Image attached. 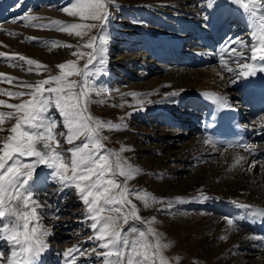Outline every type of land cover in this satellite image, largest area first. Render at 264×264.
<instances>
[{
    "label": "snow or ice",
    "instance_id": "1",
    "mask_svg": "<svg viewBox=\"0 0 264 264\" xmlns=\"http://www.w3.org/2000/svg\"><path fill=\"white\" fill-rule=\"evenodd\" d=\"M114 3L115 0H74L70 7H65L62 11L69 17L78 18L81 21L79 23H65L59 19L40 22V18L36 16L22 18L29 22L28 26L56 29L81 39L89 36L94 29L97 30V35H92L86 43L77 47V51L72 53L77 57L76 60L69 59L59 63L58 74L49 75L35 83L20 81L19 86L27 91L0 88V93L8 97H29L20 103L0 100V105L15 110L0 112V124L4 123L5 117H16L15 124L9 129L11 134L0 146V240L6 241L11 248V253L7 256L0 252V264H36L48 247L47 237L50 232L40 223L45 207L35 200V193L30 187V181L39 165L54 169L53 179L65 188L76 190L87 210L86 222L90 221L89 226L94 233L90 240L98 244L93 252H98L104 264H169L164 250L170 244L162 242L161 234L153 226L156 218L144 219L133 199L142 202L144 209L151 208L155 203L171 209L172 204L164 200L157 201L155 196L146 191L142 193L140 190L130 189L129 181L140 170L122 159L121 153L129 149L107 150L104 141L108 140V136L102 135L104 129L120 130L126 125L106 122L89 112L90 104L104 103L102 99H93V96L100 98L110 95L109 89L94 81L90 82V79L104 70L108 44L104 29L111 15L109 7ZM213 3L214 0H209L208 7H212ZM234 3L252 15V35L256 43L249 48L240 40L234 41V45L238 44L242 49L248 48L250 55L238 52L234 46L226 47L221 49L220 64L228 73L238 71L240 75L248 77L257 70H264V0H234ZM28 39L49 43L40 41L37 37ZM50 43L53 47L59 46L57 41ZM63 46L74 47L72 44ZM80 47L88 51H80ZM225 54L235 57L236 68L228 66L229 60L224 59ZM0 57L25 62L29 66V73H40L47 69L40 61L24 55L0 52ZM85 57L86 63L80 67L78 61ZM241 59L251 62L241 63ZM73 76L80 79H70ZM15 80L16 77L0 73V81L12 84ZM122 95L134 98L135 105L142 107L145 103L141 94L135 91ZM213 99L221 106L226 104L224 97L214 96ZM125 103L127 101L119 106L124 107ZM53 108L62 117L67 135L64 131H57V120L50 115ZM58 136L74 146L65 151ZM81 139L82 143L74 144V141ZM204 143L212 142L206 140ZM243 147L249 152L254 151L251 145ZM25 158H30L29 162H25ZM244 159L243 156L237 157L233 167L241 164ZM254 166L253 162L252 167ZM176 199L180 200L179 197ZM254 215L264 218V210ZM138 224L145 227L141 229ZM227 224L233 226V219L228 218ZM125 225H129L127 231L124 230ZM253 238L264 240L261 236ZM74 253L84 255L79 247L69 248L64 253L69 258L67 264H74Z\"/></svg>",
    "mask_w": 264,
    "mask_h": 264
},
{
    "label": "rangeland",
    "instance_id": "2",
    "mask_svg": "<svg viewBox=\"0 0 264 264\" xmlns=\"http://www.w3.org/2000/svg\"><path fill=\"white\" fill-rule=\"evenodd\" d=\"M16 1L17 0H13L10 4H12L15 7V5H17L19 2H22L23 0H18L17 2ZM24 2H29V9L30 8L32 9V10L31 9L29 10L27 6V10L32 11L29 16H35L36 14V17L40 18V22H47L53 19H59V20L64 21L65 23L81 22L76 17H71V18L67 17L68 15L62 11L63 8L70 7V5L74 2V0H26ZM154 4L158 5V1H154V0H115V3L112 4V7L109 8L110 12L113 10L114 14L112 16L113 17L115 16V17H114V26H110V27L107 26L110 30L112 29L110 31L112 33V37L109 40L110 41V46H109L110 53H108V55L110 56L107 59H105V61L113 64L115 61H118L119 58L123 56L128 58L126 51H124L127 49L124 48V45H120L118 43L119 41L120 42H122L123 40L124 42L129 41L130 43H132V45L134 43L138 44L142 42L140 40L141 34H138L137 37L132 36L133 40H131V38L130 39L123 38L122 40L121 36L124 34L123 31H125L126 29L127 31L129 30L130 32H132L134 30L135 32L137 26H139L140 24H146L147 21L150 22L153 18L152 11H154V7L152 6ZM126 6H129L130 8L129 7L126 8ZM148 8H153V9L152 11H148V10L146 11L145 9H148ZM164 9L165 8L162 7V10ZM47 11H50V13ZM142 11H144L143 15H142ZM145 14H147L146 17H145ZM138 17H140L139 20H138ZM160 18L161 20H163L162 17ZM123 22H129L131 25H126V23H123ZM131 22H135V23L132 24ZM28 24L29 22L27 21L26 30L25 32L21 33V36L19 38H12L10 36H8L7 38L12 39V40L16 39L19 41L22 40V43H25V44L29 43L30 40L28 38L31 35H33L34 32L38 30L39 28L28 26ZM238 24L239 23L235 21L230 24V30L228 32L227 38L233 37V35H235L236 33L235 29H237L240 26ZM126 27L128 28L130 27V29ZM198 28L202 29L200 26H198ZM39 30H42L43 32V36H41L43 39H41L40 41L49 42V43H39L38 44L40 48L44 51L45 55L47 56V59L43 60L39 58L38 61L46 65L47 69L41 70L40 73H37L35 71L31 73L28 72V75L30 77L28 76L29 78L25 81L29 83H35L37 80L45 79L49 75L58 74L59 69L57 65L61 62H66L69 59L76 60L77 57L73 56L72 53L77 51V47L86 43L87 39H89L92 35H97V30L95 29L92 30L91 33H89V36H86L83 39L69 35L68 33L60 32L56 29H39ZM242 31H244V33L240 32V34L238 33L235 36L237 38L241 36L246 37V35L244 34H246L247 31L246 30H242ZM143 34H144V31L142 32V35ZM192 34L190 33L189 37ZM197 37L198 36L190 38L191 42L189 43V45L197 42L199 40V38ZM52 41L59 42V46L53 47L52 44L50 43ZM64 44H72L74 47H71V48L64 47L63 46ZM32 45H34V43ZM118 45H120L119 46L120 48H117ZM182 47L183 48H181L180 50L184 51L186 49V45ZM79 50L83 52L88 51V49H85L83 47H80ZM186 50L188 51V49ZM0 52H5V53H8L9 55L11 54L22 55V53L20 52L17 53L11 50L10 42L4 41L1 38H0ZM186 59H190V57L186 56ZM0 60H1L0 65L3 64L4 67L6 68L8 67L12 71L11 73L9 72V70L0 68V73H4L6 75L13 76V77H16L14 75L15 72H18L19 70L27 72V68L29 67L25 62L9 61L5 57H2ZM193 60L194 58L191 59L192 62ZM169 62L171 63V61ZM78 63L80 67H83L84 64L86 63V57L83 59H80ZM161 63H163V65L167 64L166 61H161L160 64ZM130 64L131 63L128 62V60H126L121 68L113 67L112 71L117 76H119V78L121 77L120 79L125 78L126 75H124L125 74L124 72H127V73L131 72L134 76L129 77L132 75L129 73L130 75L128 74V78L130 79H128L126 84H128V86H130V88L132 89L133 86L138 85V82L140 81V77H139L140 68H137L136 66H132ZM212 64L213 63H208V62L207 63L197 62V63H194L193 65L191 64L192 67L188 68L187 70L194 71L196 72V74H198V72H206L207 68L213 67ZM89 67L92 68L93 66H89ZM215 67L217 68V66ZM153 69H155V67L153 68L151 67L150 70L153 71ZM222 70L224 71V74L226 73L225 69L221 68V69H218L217 74L221 75L220 73H223ZM167 74L168 72L165 71V72H161L157 76L160 77V79H165ZM222 77H224L223 79L224 85L226 83V79H228L227 82L231 81L229 79H234L230 75H227V77L221 75V78ZM70 79L79 80L80 78L73 76V77H70ZM95 79H96V76L92 77L90 79V82L92 81L95 82L96 81ZM18 81L19 80L17 79L13 81L12 84H8L5 81H0V88L9 89L11 91H27V89H23L19 86L20 81L19 82ZM121 83L122 82L112 83V85H120ZM227 92H232V94L235 92L238 95L242 96V98H245L246 96L244 89L238 88L235 90L233 85L232 87H228ZM120 94L122 95L123 93H120ZM108 96H109V99H111V97L112 99H114L112 94L110 95L108 94ZM171 98H172V101L169 102L167 101L169 97L167 95L163 96L161 100V104L154 103L151 105L150 108H148V109H159L157 111V114H153L151 112H148L147 109H144V110H141V111L139 110L133 113L130 112L131 114L127 111L129 115H127L125 118L122 116L120 118L119 116L116 115L117 110L115 108L113 111L111 110V108L101 110L102 112L105 110L109 111L108 115L104 116L103 118L104 121L106 122L112 121L114 123H120L122 125H126V127H123V128L126 129L127 133L123 139L119 138V140H114V139L112 140L110 136L108 135L107 129L102 130V135L109 136L108 140L104 141L105 147L109 151H117V150L120 151L119 149L122 146L123 141H126V143L129 146L131 145L130 152L133 153V157L129 158L128 155L127 156L121 155V156L123 160H126L133 167H136V166H137L136 168L140 167V170L142 172L140 175V178L142 179L140 178L137 179L136 182L134 183L135 185L132 182H129L130 189L140 190L142 193L146 191L154 196L157 192V189H161V186L158 183V181L164 180V179H173L172 178L173 175H170V177L169 176L163 177L162 176L163 173L160 172L158 168H149V167L147 168V166H149L151 163L154 164L156 160L158 161L164 155L168 158L162 161L168 167L171 168V167L179 166V165L184 167L181 170V173L179 175L180 178L179 179L177 178L178 182L182 183L183 179L186 181H190V182H196L198 179H201L202 176L198 175V177L194 178L195 173L197 175L198 172L200 173L202 171L201 168L205 167L207 169V174L206 176H203V177L206 179L204 178L202 179H204L207 182H209L210 179H213V177L218 171L220 172V175H221L222 170L224 172V175L222 176V178L213 179L212 183L214 182L213 183L214 186L216 185L219 186L221 182H225V184L227 183L229 185L238 184V179L235 178V176L236 177L240 176L239 178L241 179L247 178L248 184L253 186V183L250 180L251 174L249 175L248 173V171L251 170L249 163L242 162L241 164L233 167V164L236 158L239 157L240 155H244L245 153H243L240 150H235L236 153L234 154L235 157L233 159H226V158L224 159V157H222V155L219 156V154H217L216 156L213 155L215 152L218 153L220 151H225V150H218L217 148L210 147V145L204 142H200V136L197 135L199 134L196 128L197 124L195 123L194 125V122L192 121L193 115L186 114L183 112V110L190 109V108L192 109V107L190 106L189 103H184L181 105L179 104L178 108H173L171 106H173L174 104H177V102L173 97ZM27 99H29L28 96L8 97L0 93V100H5L7 103H20L23 100H27ZM111 103L112 102L109 101V104ZM167 107L168 109H165ZM93 110H94L93 107L89 105V112L94 117L99 118V115L93 114L92 112ZM94 111H96V109ZM169 111L171 112V114L169 113ZM0 112H5V113L15 112V110L9 109L6 106L0 105ZM121 114H123V112ZM50 115L57 120V123H58L57 131H64L65 135H67V131L63 128L62 117H60L59 113L53 108L50 111ZM190 120L191 122L189 123L188 121ZM260 121L262 122L264 121V112L253 116V118H251L250 120V125L252 127H261L262 122L260 123ZM15 122H16L15 116H13L12 118L5 117L4 123L0 124V129H2L0 130V146H2L3 141L6 140L7 137L11 134L9 129L15 124ZM258 122L260 124H258ZM188 126L190 127V130H192L190 131L191 133H188V134H185V136L179 137L178 133L180 132L185 133V131H188L186 129L188 128ZM166 127H170L168 131L169 133L167 132L168 137L172 138V142H175V143H174V146H172L169 150L158 152V149L156 150V146L158 144H163L162 141H165V140L164 139L159 140L155 137L153 138L152 133L150 132L153 130L156 136H158L159 134L161 135L166 131L165 129ZM130 137L132 138L133 141H131ZM193 138L198 139L199 146L200 145L202 146L200 147L198 146L197 148L189 151L185 148L187 144H189ZM57 139L60 141V145L62 148L65 149V151L68 148L74 146V145L67 144L63 137L58 136ZM80 143H82V139L74 141V144H80ZM254 143L255 144L252 145V148L254 149V151H251V152L258 153L257 157H258V160H260L259 166H260V169H262L260 171V174L264 178V125H263V128L261 129L260 136L256 138V140H254ZM132 144H134L135 148H133ZM206 147L211 148L213 150L212 155L211 153L209 154L208 152H206L205 155L203 156L201 155L202 157L201 156L198 157L199 154H203L205 152ZM198 149L200 150L198 151ZM142 150H144V152H142ZM141 154H142L141 156L142 158L139 157ZM194 154H195V157H194ZM69 157H70V154H69ZM29 160L30 158H25V162H29ZM187 166L190 168H186ZM53 173H54V169L49 168L47 165H39L37 166L35 170L33 180L30 181V187L35 193L34 195L35 200L39 204L45 207V211L43 212V216H42L40 223H42L45 226V228L50 232V235L47 237L48 247L41 254L36 264H46V263L47 264H67L69 258L65 257L64 253L69 248H73V247H79L84 252L83 256H81L79 253H74V256H75L74 264H104L103 258L99 256L98 252H93V249L97 248L98 244L96 241L90 240V237H92L94 233L90 229V226H89L90 221L86 222V216H87L86 207L80 201L76 190L74 188H65L63 185L58 183L57 180L53 179ZM119 179L122 180L123 178H119ZM157 186L160 188H158ZM178 189L179 187H175V186L173 188L170 187L168 188V192L176 191ZM40 193H43V194L41 195ZM195 194H196L195 199L197 200L198 204L206 206L207 204L204 203L205 201L207 203L210 202L211 204L214 205L213 201L209 200L210 198L209 195L204 194L202 192L200 193L198 192ZM159 195H160L159 196L160 199H165L169 203L172 204L171 209H168L166 205L165 206L157 205V207L153 206L154 208L153 207L148 208L147 210L143 208L142 202L136 201L135 199H133V202L137 203V206L141 209L140 215L144 219L149 220V219H152L153 217L156 218L153 226L161 234L162 242L170 244V247L164 250V255L168 258L169 264H216V262L218 261V259L216 258L219 252L215 251L213 253L214 255L209 253V251L214 250V247H213V250L206 251V250L201 249V246L200 247L196 246L197 245L196 242L192 244V241L194 240V238L197 235H200L201 233L199 232L200 230L199 227L195 228L192 231L194 233L184 234L182 238L180 237L179 239L180 241L177 239H174L175 235L172 233L173 229L179 230L182 233H184V229H183L184 227L182 226H184L185 223H183L184 221L180 220L181 218L179 217V215L188 214L190 223H194L190 214L195 215L197 213H201V211L202 213H205L206 211L207 214L214 215V212H215L214 208L212 206L201 207L198 205L196 206L190 205L189 204L190 202L188 201L189 197L188 195H185V193L184 194L177 193L172 196L162 195V194H159ZM177 197L180 198L179 201L176 199ZM205 197H207V199H205ZM161 208H163L164 210L161 211L160 210ZM137 226L140 227L141 229L145 227V225H142V224H138ZM128 227L129 225H125L124 230L127 231ZM191 229L193 228L192 227L189 228V230ZM208 232L209 230L206 232L204 237L206 241L211 242L212 236H210ZM253 237L255 236L246 237L243 240H241L240 243L236 244V249H234V251L230 253L229 258L233 259L235 262H239L240 256H244V257H247L246 261L241 264H264V253H263L264 248L262 247L259 248V251H251L250 247H254L253 245H256L257 244L256 242H258V240L254 239ZM219 239L220 238H217V240ZM226 240H227V237L226 239H222L221 242L226 244L227 242ZM189 244L191 246L189 248L191 249L194 248L193 250H195L196 255L190 256L189 250H188L189 248L186 249V251L188 250V252L185 251V247ZM182 247H184V249ZM10 250L11 249L8 243L6 242L0 243V252L1 251L4 252L5 256L9 255V253L11 252ZM100 251H103V249H100ZM204 251L207 254L203 253ZM249 251H251L250 253L251 255L247 256ZM188 254H189V257H188Z\"/></svg>",
    "mask_w": 264,
    "mask_h": 264
},
{
    "label": "bare ground",
    "instance_id": "3",
    "mask_svg": "<svg viewBox=\"0 0 264 264\" xmlns=\"http://www.w3.org/2000/svg\"><path fill=\"white\" fill-rule=\"evenodd\" d=\"M12 1L13 0H0V3H1L0 5V38L3 39L4 41L10 42L11 50L17 53L20 52L22 53V55H25L28 58H33L36 60H39V58L43 60L47 59V56L45 55L44 51L38 45L39 42L30 40L29 43L25 44V43H22V40L19 41L16 39L12 40V39L7 38L8 36L12 38H19L21 36V33L25 32L27 21L23 20L22 18L25 16H29L30 13L32 12V11L27 10V6L29 9V2H24L26 0L19 2L17 4L18 6L15 5V7L12 4H10ZM154 1H158V5L154 4L152 6L154 7V11H152L153 8L145 9L146 11L147 10L152 11L153 13L152 20L150 22L145 21L146 24H140L139 26H137L135 32L134 30L130 32L129 30L127 31L126 29L125 31H123L124 36L123 35L121 36L122 40L123 38H128V39L131 38V40H133L132 36L137 37L138 34H141L140 40L142 42L138 44L134 43L133 45L135 46H133L132 43H130L129 41H126V42H124V40L122 42L119 41L118 43L120 45H124V48L127 49L124 51H126L128 58L123 56L119 58L118 61H115L113 64L105 61L103 72L96 76L95 83L97 85H102L106 87L107 89L109 88V90H111L110 94L113 95L114 99H112V97L111 99H109L108 94L100 98L93 96V99H102L104 101V103L90 104L94 110L96 109V111L94 110L92 111L93 114L99 115V118L103 119L104 116L108 115L109 111L105 110L102 112L101 110L109 109V108H111L112 111L115 108L117 110L116 115L119 116L120 118L121 116L125 118L127 115H129L128 112L133 113V112H136L139 110L141 111L144 109H147L148 112H151L153 114H157V111L159 109H148V108H150L151 105L154 103L161 104L162 97L167 95L169 97L167 101L169 102L172 101L171 97H173L177 102V104H174L173 106H171L173 108H178L179 104L181 105L184 103H189L192 109L191 108L186 109V110H183V112L186 114L194 115L193 116V119H194L199 115V113L196 112L195 109H198V108L203 109L202 99L199 98L196 95V93H194L197 90H201V89H205L207 91L211 90V92L213 91V93L215 92L219 95H222L226 99V101L230 104V106L237 107L238 109L242 107V102L244 100L249 99L250 101V97H251L250 95L253 92L252 90L256 88L255 84L251 82L254 79L252 75L248 77H244L240 75L238 71L228 73L226 70H225L226 73L224 74V71L222 70L223 73L219 72L222 76L227 77V75H230L231 77L234 78V79H229L231 80L229 82H227L228 79H226V83L224 85L223 84L224 77L221 78V75H218L217 71L218 69H221V68L224 69L223 67H221V64H220L221 49L223 48H226V47L230 48L234 46L236 47L238 52L243 51L246 53V55H250L248 48L242 49L240 48V45L238 44L234 45L233 42L236 40H240L242 43L248 45L249 48L252 44L256 43V40L252 35L253 26H254V20H253L252 15L250 13L245 12L239 5L234 3V0H214L212 7H208L209 0H154ZM162 7H164L165 9L162 10ZM259 11L260 10L258 9V12ZM47 12L50 13V11H47ZM110 13L111 15L107 23L108 27L114 26L115 16L114 17L112 16L114 14L113 10ZM143 14H144V11H142V15ZM146 15L147 14H145V17ZM160 17H162L163 20H161ZM139 19L140 17H138V20ZM234 21L238 22L239 23L238 25H240L237 29H235L236 31L235 35L238 33L240 34V32L244 33V31L242 30H246L247 32L245 31L246 34H244L246 35V37L241 36L237 38L235 35H233V37L227 38L228 32L230 30V24L233 23ZM123 23H126V25H131L129 22H123ZM131 23L133 24L135 22H131ZM107 26L104 29L105 33L108 36V44L106 46L107 51L104 56V59H107L110 56L108 55V53H110V48H109L110 41L109 40L112 37V33L110 32L112 29L110 30ZM198 26H200L202 29L198 28ZM128 29H130V27ZM143 31H144V34L142 35ZM190 33L191 34L193 33V34L189 37ZM41 36H43V32L42 30L38 29L30 37H37L39 38V40H41L43 39ZM196 36H198L197 38H199V40L189 45V43L191 42L190 38L196 37ZM32 42L34 43V45H32L33 44ZM120 45H118L117 48H120L119 47ZM184 45H186V49H188V51L186 49L184 51L180 50L181 48H183L182 46ZM186 56H189L190 59H186ZM1 58L2 57H0V59ZM192 58H194L193 62L191 61ZM224 59L229 60V65H228L229 67L236 68L235 57H232L229 54H225ZM126 60H128V62L131 63L130 65L140 68L139 70L140 71V74H139L140 81L138 82V85H134L132 89L130 88V86H128V84H126L128 79H130L128 78V74L129 73L132 74L131 72H128V73L124 72L125 73L124 75H126L125 78L120 79L121 77L119 78V76H117L112 71L113 67L121 68ZM161 61H166L167 64L166 65H163V63L160 64ZM169 61H171V63ZM197 62L213 63L212 64L213 67L207 68L206 72H198V74H196V72L194 71L187 70L188 68L192 67L194 63H197ZM240 62L250 63L251 61L246 60V59H241ZM214 65L217 66L218 69ZM151 67L152 68L155 67L156 70L155 69H153V71L150 70ZM0 68L9 70V72L12 73L11 69H9L8 67L7 68L4 67L3 64L0 65ZM21 71L22 70L15 72L14 75L17 77L19 81L27 80L30 77L28 75V71L27 72L26 71L21 72ZM165 71L168 72L166 78L160 79V77H158L157 75ZM258 72L262 73L261 70H258ZM132 76L134 75L132 74L129 77H132ZM118 82H122V83L120 85H112V83H118ZM208 83L211 85H209ZM232 85L235 88V90L238 88L244 89L246 92V97L242 98V96L238 95L235 92L233 94L232 92H227L228 87H232ZM132 91H135L141 94V98L145 101L142 107L139 105H135L134 98L129 97V96H123L120 94V93L132 92ZM109 101H111L112 103L109 104ZM125 101H127V103H125L124 107H120L119 105L124 103ZM165 109H168V107ZM241 111H243L246 119L251 117L254 114V109L252 107L243 108ZM122 112L123 114H121ZM202 112H203L202 114H204L205 110ZM169 113L171 114L170 111ZM192 121L194 122V120ZM188 122L190 123L191 120ZM261 122L262 121H260V123ZM260 123L258 122V124ZM263 125H264V121L262 122L261 127L249 126L251 135H252V143L250 144L251 146L255 144L254 140H256V138L260 136V132H261V129L263 128ZM165 129L166 131L161 135L159 134L160 136L159 135L156 136L153 130L150 132L152 133L153 138L155 137L159 140H163V139L165 140V141H162L163 144H158L156 146V150L158 149V152L169 150L172 146H174V143H175V142H172V138L168 137V133H169L168 131L170 127H166ZM186 129L188 131H185V133L180 132L178 133L179 135L178 134L177 135L180 137V136H185V134L191 133L190 131L192 130H190L189 126ZM107 130H108V135L110 136L112 140L113 139L119 140V138L123 139L127 133L126 129H124L123 127L120 130H109V129ZM197 135L200 136V142L206 141L204 137H202L199 134ZM131 141H133L132 138H131ZM132 145H133V148H135L134 144ZM208 145H210V147L217 148L218 150H225V151H220L218 153L215 152L213 154L215 156L217 154H219V156L222 155L224 159L225 158L233 159L235 157L234 154L236 153L235 150H240L243 153H245L244 155H240V156H243L245 158L243 161L244 163L250 164L251 170L248 171V173L249 175L251 174L250 180L252 181L253 186L248 184L247 178L241 179L239 178L240 176L239 177L235 176V178L238 179V184L229 185L227 183L225 184V182H221L219 186L217 185L214 186L213 185L214 182L212 183L213 179L222 178V176L224 175V172L222 170L221 175H220V172L218 171L213 177V179H210V180L207 179L209 180V182H207L204 180L206 178L203 177V176H206L207 174V169L205 167L201 168L202 171L200 173L198 172L197 175L195 173L194 178L198 177V175L202 176L201 179H198L196 182H190L184 179L182 180L183 181L182 183L178 182V179L180 178L179 175L181 173V170L184 167L180 165L174 166L171 168L168 167L162 161L168 158L164 155L158 161L156 160L157 159L156 158L155 159L156 162L154 164L151 163L149 166H147V168L148 167L158 168V170L163 173L162 175L163 177H166V176L170 177V175H173L172 176L173 179H164V180L158 181V183L161 186V189H157V192L156 194L154 193L155 194L154 196L156 197L157 201L159 200L167 201L165 199H160L159 194L172 196L177 193H182V194L185 193V195H188L189 197L188 201L190 202L189 203L190 205H193V206L198 205L201 207L212 206L215 211L214 215H209L206 213V211L205 213H202L201 211V213H197L195 215L190 214L194 223H190L188 214L179 215V217L181 218L180 220L184 221L183 223H185V225L182 226L184 227L183 228L184 233H182L179 230L173 229L172 233L175 235L174 239L179 240L180 237L182 238V236H184V234L186 233H194L192 231L195 228L199 227L200 230L199 229L198 230L201 233L200 235H197L194 238V240L192 241V244L196 242L197 244L196 246L198 247L201 246V249L206 250V251L213 250V247H214V250L209 251V253L213 254L215 251L219 252L216 258L218 259L216 264H241L246 261L247 257L240 256V261L235 262L233 259L229 258L230 253L234 251V249H236V244L240 243V241L243 240L244 238L251 236L252 228L255 226V223H259V221L264 222V218H262L259 215L258 216L257 215L248 216L247 214L248 211L250 212L252 209H256L257 211L264 210V178L260 174V171L262 170L260 169V166H259L260 160H258L257 152L256 153L248 152V150L243 151L237 148L223 149V148H218L217 146H214L211 143H208ZM130 146L126 143V141H123L120 149L125 148L129 150L122 152L121 155H124V156L128 155L129 158L133 157V153L130 152L131 150ZM198 146H199L198 139L193 138L191 142L187 144L185 149L190 151L192 149L197 148ZM199 150L200 149H198V151ZM142 152H144V150H142ZM206 152H208L209 154L211 153L212 155L213 150L211 148L206 147L205 152L203 154H199L198 157H200L201 155L202 156L205 155ZM141 156L142 154L139 157L142 158ZM194 157H195V154H194ZM253 162L255 163L254 167H252ZM186 168H190V167L187 166ZM138 169L140 170V167H138ZM141 173L142 172L140 170L139 173L134 177V179L129 182H132L134 184L136 180L140 178ZM174 186L179 187V189L176 191L168 192V188L170 187L173 188ZM198 192L199 193L202 192L204 194L209 195L210 197L209 200H212L214 205L211 204L210 202L207 203L205 201L204 203L207 204L206 206L198 204L197 200L195 199L196 197L195 193H198ZM157 205L161 206L162 204H159V203L153 204L154 207H157ZM245 205L249 207H244ZM228 218L233 219L234 221L233 226H229L227 224ZM191 227L193 229L189 230V228ZM208 230H209L208 233L210 234V236H212L211 242L206 241L204 237V235L206 234ZM224 236L227 237L226 244L221 242L222 240L221 238ZM217 238H220V239L217 240ZM2 242H6V241L0 240V243ZM256 243H257L256 245H253L255 248L250 247L251 251H259V248L261 247L264 248V240H258V242ZM184 247L182 248L184 249ZM189 247H191L190 244L185 247V251ZM193 249L191 248L188 249L190 256L196 255V252ZM188 250L186 252H188ZM251 251L248 252L247 256L251 255L250 254ZM203 253H206V252L204 251ZM189 254H188V257H189Z\"/></svg>",
    "mask_w": 264,
    "mask_h": 264
}]
</instances>
